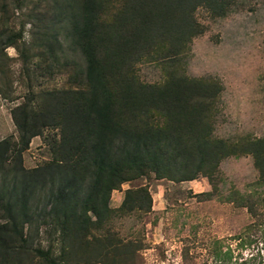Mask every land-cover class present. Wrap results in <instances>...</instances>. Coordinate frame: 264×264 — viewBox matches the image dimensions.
<instances>
[{
  "label": "trees",
  "instance_id": "16d2710c",
  "mask_svg": "<svg viewBox=\"0 0 264 264\" xmlns=\"http://www.w3.org/2000/svg\"><path fill=\"white\" fill-rule=\"evenodd\" d=\"M65 2L74 11V43L85 58L86 84L44 92L37 96L42 104L28 99L14 110L18 143L13 137L0 140V257L18 250L37 252L47 264H137L143 240L99 232L115 216L152 212L146 186L128 189L121 207L111 208V194L123 184L153 173L171 181L202 175L212 180L223 159L246 154L255 159L257 185L264 186V138L213 136L219 82L190 77L184 68L168 70L162 84L144 83L137 74L140 63L182 64L202 32L197 9L207 6L224 16L232 0ZM46 129L58 131L48 143L51 161L25 168L23 152ZM13 161L14 167L5 169ZM254 204L248 207L256 220L247 231L264 228ZM48 224L74 244L97 246L83 253L65 249L58 256L38 250L35 236ZM245 236L236 237L241 247L256 240ZM216 253L225 262L233 256L231 249Z\"/></svg>",
  "mask_w": 264,
  "mask_h": 264
},
{
  "label": "rangeland",
  "instance_id": "374dc122",
  "mask_svg": "<svg viewBox=\"0 0 264 264\" xmlns=\"http://www.w3.org/2000/svg\"><path fill=\"white\" fill-rule=\"evenodd\" d=\"M73 14L65 0H0V140L13 137L18 143L13 113L26 100L35 106L42 104L37 96L44 92L85 87L86 62L74 43ZM195 16L202 32L194 37L188 58L170 68L140 63L139 79L162 84L174 68H184L190 77H211L220 84L213 136L228 141L264 138V0H232L224 16L201 6ZM10 41L15 43L7 45ZM56 133L46 129L34 137L21 164L34 169L49 163L53 155L48 143ZM15 163H6L5 169ZM259 177L254 157L246 154L223 159L212 180L203 175L187 181L143 176L114 190L109 205L118 209L128 189L146 186L152 212L115 216L99 232L109 229L114 238L143 240L137 264H264V228L247 231L256 220L248 205L255 202L264 217ZM244 234L255 242L241 247L236 237ZM35 237L34 248L55 256L65 249L83 253L97 246L74 244L54 224L42 226ZM221 249H231L232 259L225 262L218 256ZM0 258L5 264H47L34 251L15 250Z\"/></svg>",
  "mask_w": 264,
  "mask_h": 264
}]
</instances>
